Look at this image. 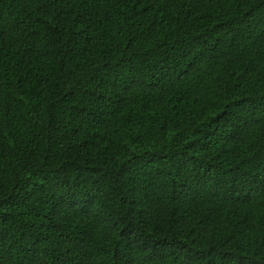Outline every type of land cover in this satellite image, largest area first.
Wrapping results in <instances>:
<instances>
[{"label": "trees", "instance_id": "1", "mask_svg": "<svg viewBox=\"0 0 264 264\" xmlns=\"http://www.w3.org/2000/svg\"><path fill=\"white\" fill-rule=\"evenodd\" d=\"M0 264H264V0H0Z\"/></svg>", "mask_w": 264, "mask_h": 264}]
</instances>
